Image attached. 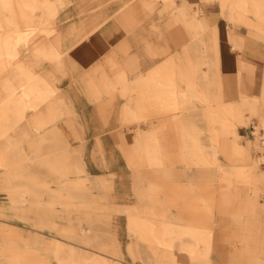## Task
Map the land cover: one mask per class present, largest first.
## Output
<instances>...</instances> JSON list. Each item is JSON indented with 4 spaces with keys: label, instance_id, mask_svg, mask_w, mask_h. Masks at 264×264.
<instances>
[{
    "label": "bare ground",
    "instance_id": "1",
    "mask_svg": "<svg viewBox=\"0 0 264 264\" xmlns=\"http://www.w3.org/2000/svg\"><path fill=\"white\" fill-rule=\"evenodd\" d=\"M204 1L218 3L235 48L245 42L237 29L264 42V0ZM137 3L146 20L159 14L168 16L167 25L186 28L176 39L186 36L188 43L154 74L130 81L119 49L90 66L72 54L113 15L128 24L126 2L0 0V191L12 215L31 224L27 231L12 219L0 220V264H126L119 242L106 238L126 233L136 238L130 253L137 248L152 254L146 264H184L177 252L187 253L192 264H216L218 214L232 217L237 202L258 214L264 140L239 141L251 116L264 131V92L250 93L255 67L238 62L234 99L220 65L218 27L199 7L187 0ZM154 103L164 120L143 129L142 123L157 116L144 105ZM131 124L134 141L122 148L138 203L121 205L112 193L114 173L106 174L110 150L102 137L120 136ZM88 137L96 139L92 157ZM181 170L194 171L187 184L175 179ZM201 185L205 194L186 199L187 191ZM178 192L183 200L174 205L170 196ZM231 223L226 230L233 233ZM250 224L245 236L231 235L244 245L230 254V264H262L264 222ZM109 249L115 256H106Z\"/></svg>",
    "mask_w": 264,
    "mask_h": 264
},
{
    "label": "crops",
    "instance_id": "2",
    "mask_svg": "<svg viewBox=\"0 0 264 264\" xmlns=\"http://www.w3.org/2000/svg\"><path fill=\"white\" fill-rule=\"evenodd\" d=\"M138 0H121V3L126 2L125 11L129 16V23L126 24L123 20H120L116 15H113L109 20L103 23L97 31L89 36L86 40L80 42L72 54L75 59L82 65L90 66L94 63L101 61L108 57L114 50H120V58L122 65L126 68L128 79L130 81L145 77L158 67L162 60L182 51L184 46L188 43L187 37L185 40H177L176 34H187L188 30L181 25H167L166 19L168 16L162 18L159 14H156L153 20H146V17L142 14L138 8ZM180 1V0H177ZM196 8H200L202 14H204L208 22L212 26H217L219 30V57L220 65L224 74L228 77L225 79L227 86L232 83V97L237 99L239 97V84L236 76V68L238 62H245L255 67L256 75L253 80L250 93L256 95L260 91L264 92V42L256 39H251L245 30L237 29L235 32L237 35L245 37L244 45L240 48H235L233 43L228 38V24H226L222 18L221 11L218 3L215 1L212 4L207 3L204 0H187ZM162 2V1H160ZM206 5V6H205ZM123 10V9H122ZM124 11V12H125ZM123 13V12H122ZM165 20V21H164ZM147 21V22H146ZM242 33V34H241ZM247 49V50H246ZM253 52V53H252ZM134 74V75H133ZM154 80V78H153ZM258 81V82H257ZM238 84V85H237ZM256 91V92H255ZM147 112L156 113L157 116L152 117L148 122L142 123V128L147 129L151 126L160 127L163 120L160 116L162 108L159 103L144 105ZM145 110V109H144ZM143 110V111H144ZM174 113V112H172ZM171 113V114H172ZM135 124L130 126H124L120 132L122 135L113 136L109 135L102 137L104 144L110 150L106 155V162L111 167L106 171V174L110 172L114 173V190L113 195L116 197V202L121 205H132L138 203V197L136 196L134 178L132 171L126 163V155L123 152L124 146H129L134 141L135 131L126 133V128L134 129ZM61 128L66 130V126L62 123ZM169 130L173 128V120L170 117ZM171 138L176 141V135H172ZM119 139V140H118ZM95 137H88L87 149L90 153L89 157H92V152L95 145ZM73 144L77 145L78 142L73 140ZM94 161V159H92ZM101 157L95 156V161L100 163ZM119 162V165L116 164ZM121 162V163H120ZM96 165V164H95ZM122 167V168H120ZM89 170L96 174V170L90 165ZM185 173V174H184ZM193 170L176 172L175 175L178 180L187 184L192 180ZM97 174H100L97 171ZM186 187V186H185ZM243 194L252 192V190H241ZM260 208H258V214H253L249 204L246 202L235 203L234 210L236 213L232 217L224 218L218 214V225L216 229V244L217 249L214 252L213 258L216 264H230V254L236 250H241L244 244L240 239L232 236H245L251 222H257L261 224L264 222V196L259 197ZM191 218V216H188ZM123 220V227L127 226V216L122 213L119 217ZM223 221L222 225L220 222ZM233 221V223H231ZM226 223H231L230 230H226ZM249 224V225H248ZM258 224V225H259ZM256 225V224H255ZM253 226V225H252ZM123 231V229H122ZM256 236H262V232L255 234ZM227 236V237H226ZM230 236V237H228ZM109 241H117L120 244V258L122 263L126 264H146L145 257L152 254H146L140 252L137 248L134 254L130 253L129 245L134 244L136 241L135 236H130L127 233L120 236H106ZM262 241V239H260ZM96 250H100L98 247H92ZM177 252V251H176ZM184 264H192L187 253H176ZM110 249L106 252V256L112 257ZM115 256V255H114ZM262 264H264V254H261ZM125 261V262H124Z\"/></svg>",
    "mask_w": 264,
    "mask_h": 264
},
{
    "label": "rangeland",
    "instance_id": "3",
    "mask_svg": "<svg viewBox=\"0 0 264 264\" xmlns=\"http://www.w3.org/2000/svg\"><path fill=\"white\" fill-rule=\"evenodd\" d=\"M131 125H133V124H131ZM125 126H128V125H125ZM247 126H244L243 128H241V130L243 131V135L239 136V141L241 143L247 144L248 141H250V140H258L259 142L262 141V139L264 140V131L258 129L259 120L256 116L250 117L249 124ZM125 130H126V133H130V134L135 131L134 129H130V128H126ZM255 132H257V134H255ZM261 168H264V164L261 165ZM175 179L178 180L176 177H175ZM179 181L180 180H178V182ZM201 183L202 182H200V184ZM204 183H206V182H204ZM204 186L205 185H201L200 187L198 186L195 188L194 191L193 190L187 191L185 193L186 199H190L191 197H194L196 193L205 194L206 188ZM216 186L211 187V188L216 189ZM195 191H197V192H195ZM183 196H184V194L182 192L172 193L170 196L171 197L170 202L174 205H180L182 203ZM7 204H8L7 194L3 191H0V209H2V211H5V213H7V214H1L0 213V220H3L2 222H8L9 223V219H12V221H10L11 223L21 225V226L27 228V231H29L28 229L31 228V224L25 223V222L21 221L20 219L16 218L15 216H13L11 211H9V209L7 208ZM46 235L47 236H53L54 234L52 232H50L49 230L48 231L46 230Z\"/></svg>",
    "mask_w": 264,
    "mask_h": 264
}]
</instances>
